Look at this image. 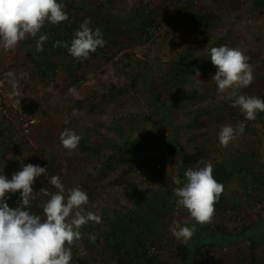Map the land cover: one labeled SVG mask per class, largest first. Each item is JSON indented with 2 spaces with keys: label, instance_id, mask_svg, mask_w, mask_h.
Returning a JSON list of instances; mask_svg holds the SVG:
<instances>
[{
  "label": "rangeland",
  "instance_id": "1",
  "mask_svg": "<svg viewBox=\"0 0 264 264\" xmlns=\"http://www.w3.org/2000/svg\"><path fill=\"white\" fill-rule=\"evenodd\" d=\"M91 1L71 13L89 19L93 30L99 28L105 45L71 69L65 56L56 52L53 69L44 75L32 71L43 51L36 48L41 30L9 51L0 46L6 93L20 101L23 113L36 119L30 133L10 147L11 136L0 118V174L11 180L28 164L46 168L32 185L37 199L28 209L42 218L50 197L39 192L44 188L51 192V176L58 175L64 189L87 193L84 214L98 215L101 222L84 225L82 239L71 249L72 256L86 264H116L118 256L131 264H264V183H253V202L261 204L259 211L244 193L252 175L258 176L263 168L255 166L264 165V112L249 121L231 106L233 91L264 99V7H254L251 0H222L225 15L216 20V11L206 0ZM57 2L65 11V3ZM107 2L110 15L119 17L120 23L96 17L103 15ZM133 4L138 9L147 5L156 11L154 17L130 15ZM64 23L56 25L63 29ZM156 27L155 34H149ZM225 45L249 58L254 79L247 87L219 93L213 88L217 69L210 49ZM182 57L179 69L174 62ZM9 71L19 80V96L10 95L12 88L4 76ZM69 88L75 93L69 94ZM225 125L237 130L243 126L244 132L222 147L218 135ZM246 126L252 128L245 131ZM66 129L85 140L84 147L71 154L59 139ZM111 148L124 155L107 168L102 161ZM246 148L256 153L248 183L234 165L235 154ZM184 155L197 160L189 168L211 163L215 179L226 173L224 180L217 179L224 191L212 221L203 226L176 204L174 189L186 180ZM173 177L181 183L174 184ZM142 195L145 202L138 209L136 199ZM6 203L16 209L21 201ZM128 211L130 220L112 232L109 221L115 223L121 212L128 215ZM173 222L195 225L192 237L175 238ZM215 226L237 235L226 240L215 236L210 232ZM245 227L249 229L240 235ZM181 244L188 248L177 257Z\"/></svg>",
  "mask_w": 264,
  "mask_h": 264
},
{
  "label": "clouds",
  "instance_id": "2",
  "mask_svg": "<svg viewBox=\"0 0 264 264\" xmlns=\"http://www.w3.org/2000/svg\"><path fill=\"white\" fill-rule=\"evenodd\" d=\"M67 20L64 6L57 0H0V46L9 51L26 37H36L45 22L56 25ZM89 25L90 20L86 18L70 45L66 41H57L53 46L66 48L73 59L87 60L90 53L105 45L101 30H93ZM47 39L46 35L39 36L37 51L43 50ZM248 59L240 50L226 45L210 49L211 63L217 69L213 79L219 93L252 83L253 70ZM4 76L12 88L10 95L19 96L16 74L9 71ZM68 92L74 94L75 89L69 88ZM232 94L235 100L231 106L239 108L246 120L254 121L257 112H264V99L237 95L235 91ZM243 132V126L238 130L231 125L223 126L218 135L220 145L227 147L236 135ZM59 139L69 154L80 141L74 131L67 129L61 132ZM45 171L46 168L28 164L13 174L11 180L0 174V264H70L72 246L82 239L80 229L89 222H101L98 215L84 214L82 206L88 203L86 192L79 188L70 189L65 199L64 185L58 175L49 179L50 185L57 190L55 193L47 188L39 192L50 197L43 206V218L32 214L28 209L37 199L32 185ZM184 176L183 186L174 189L177 207L185 209L195 224L211 223L215 204L224 191L223 184L213 176L212 164L189 168ZM173 183L179 185L181 181L173 177ZM16 192L20 193L21 203L16 209H11L6 203V194ZM171 231L175 238L188 240L195 232V225L182 227L173 222Z\"/></svg>",
  "mask_w": 264,
  "mask_h": 264
},
{
  "label": "trees",
  "instance_id": "3",
  "mask_svg": "<svg viewBox=\"0 0 264 264\" xmlns=\"http://www.w3.org/2000/svg\"><path fill=\"white\" fill-rule=\"evenodd\" d=\"M61 1L64 2L66 7H67L65 9V13L68 16V20L65 21V23L63 24V29H61L57 25H53V24H49V23L45 24L41 29V35H46L48 37V39L45 41V46L43 47V51L40 54L41 56H40L39 61L35 62L33 64L34 68H32L33 72L38 71L41 75H44L47 71L54 68L55 65L52 62V57L54 56V58H56V52H58L59 54H63L65 56L66 62H67V68H69V69H71L79 61V60L73 59L68 54V52H67L68 50L66 48L54 47L53 45L57 41H62V42L66 41L68 43L71 42L70 39H72V37L74 36L76 29L78 27H80V25L84 21V18H78L73 13H71L72 8L82 7L83 5L91 4L92 1L91 0H85V1L78 0L77 2L73 1V0H61ZM96 1L100 2L101 0H96ZM206 1H208L209 4H211L213 10L216 11V20H221L225 15V12L222 11V8L224 6L223 1L222 0H206ZM251 1H252L253 6L256 8L257 7H264V0H251ZM138 2H140V0ZM110 4H111V2H107L103 6V9H104L103 15H100L98 13L97 16L96 15L95 16L98 19L110 17L111 20H114L115 22L120 23L121 20L119 17L110 15V10L108 7ZM148 4H151V3H148ZM128 11H129V14L132 16H134V14L136 15L139 13V14H142L143 16L146 15L150 18H153L154 13L156 12L154 10L149 9L147 5L145 7H143V9H138L136 4L135 5L133 4L132 7H130L128 9ZM181 12L185 13V10H182ZM141 21H143V19H141ZM109 23H105L103 26L106 28L107 26H105V25H108ZM151 24H154L153 20H151ZM183 62H184V57H182L180 60L174 62V64H177L176 66L179 67V65H181V63H183ZM187 66H188V64H187ZM179 69H181V68L179 67ZM186 69H189V67H186L185 70ZM213 88L215 91H217L216 83L214 84ZM250 128H252V127L246 126L245 129H247V130H245V131H249ZM263 132H264V128H263ZM21 140H22V138H20V140L18 142H20ZM84 142H85V140H83V139L80 140L78 146L84 147ZM12 145H13V143L11 141L10 147ZM112 148H115V146L114 147L112 146ZM112 148H111L109 154L106 155V157L102 161V165L104 167H107V168L113 167L114 163L119 159V157H121V156L123 157V155H124L122 153L123 151L121 149L115 150ZM247 150L249 151V149H247ZM247 150L245 152L243 150V151L235 154V156H234L236 159L234 165L236 167L238 166L237 168H238L239 172L240 171L241 172L246 171V172H250V173L252 172V169H251L252 165H253L252 160L256 157V153L254 151L248 152ZM196 161L197 160L194 159L193 156L188 157L187 155H184V157L182 158V164L185 168V171H187L189 169L190 165ZM259 167L260 168L263 167L262 170L264 169V165L262 166V165L258 164L255 166V168H257V169ZM262 170L260 172L256 173L258 176L252 175V182L250 184L246 185L244 188L245 189L244 193L245 194L247 193V195L249 197V201L253 202V200H254L253 196L255 195V193H254L255 189H254L253 183H258V184H260V186L263 185L262 183H264V175L262 173ZM225 178H226V173L224 175L221 174V176H219V179H221V180H224ZM217 179L218 178H216V180ZM67 190H69L68 187L65 189V193ZM56 191L57 190L54 187H51V193H55ZM248 191H250L249 194H248ZM19 198H20V193L16 192V193H7L5 199H6V202L9 203V202H15ZM136 201H137L136 204H137L138 209H139L140 208L139 205L143 204L145 202L144 195H142V197H137ZM128 212H129L128 215L126 213L121 212V215L117 217V220L115 223L112 221H109L112 232L114 231V228H116L117 225L122 226L125 222L130 220L132 213L130 211H128ZM248 229H249V227H245L239 234L240 235L243 234ZM210 232L213 233V235H215V236L225 238V240L228 237H235L237 235V233H231L227 229L222 228L220 226H215L214 229L211 228ZM106 236L108 237L109 235H106ZM253 243L255 244L254 241H252V244ZM187 248L188 247L185 246L184 244L177 245L175 255L177 257H181V255L183 256V254H185ZM251 248H253V246H251ZM71 261H73V264H86L84 259L75 258L73 256H72ZM116 264H131V263H130V261L126 260L124 257L118 256L116 258Z\"/></svg>",
  "mask_w": 264,
  "mask_h": 264
},
{
  "label": "built area",
  "instance_id": "4",
  "mask_svg": "<svg viewBox=\"0 0 264 264\" xmlns=\"http://www.w3.org/2000/svg\"><path fill=\"white\" fill-rule=\"evenodd\" d=\"M154 31L149 34H155ZM0 118L4 123L6 134L11 136L12 143H17L20 138L27 136L30 131L36 126V119L23 113L20 109V101L16 98H11L7 95L5 90L6 80L0 76ZM264 175V169L262 170ZM250 191H248L249 194ZM251 206L254 210L259 211L262 209L261 204L252 202Z\"/></svg>",
  "mask_w": 264,
  "mask_h": 264
},
{
  "label": "crops",
  "instance_id": "5",
  "mask_svg": "<svg viewBox=\"0 0 264 264\" xmlns=\"http://www.w3.org/2000/svg\"><path fill=\"white\" fill-rule=\"evenodd\" d=\"M249 144H252V141L249 142ZM246 150H247V148L244 149V152H245ZM247 151H248V150H247ZM253 161H254V160H252V162H253ZM242 174H245L244 177L246 178L247 183H248V181H249L248 179L251 177L252 174H251L250 172H246V171H245V172H242ZM251 180H252V179H251ZM253 198H254V197H253Z\"/></svg>",
  "mask_w": 264,
  "mask_h": 264
}]
</instances>
